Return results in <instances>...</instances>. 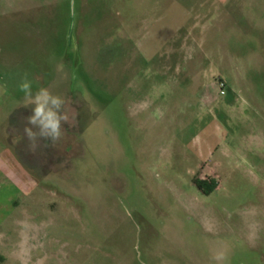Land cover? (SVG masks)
<instances>
[{
  "label": "rangeland",
  "instance_id": "rangeland-1",
  "mask_svg": "<svg viewBox=\"0 0 264 264\" xmlns=\"http://www.w3.org/2000/svg\"><path fill=\"white\" fill-rule=\"evenodd\" d=\"M25 74L78 114L35 151ZM9 150L0 264H264V0H0Z\"/></svg>",
  "mask_w": 264,
  "mask_h": 264
},
{
  "label": "clouds",
  "instance_id": "clouds-1",
  "mask_svg": "<svg viewBox=\"0 0 264 264\" xmlns=\"http://www.w3.org/2000/svg\"><path fill=\"white\" fill-rule=\"evenodd\" d=\"M18 88L24 93L20 106H33L32 114L26 118L27 124L32 127L24 128V133L29 141V149L36 150L38 138L51 140L53 145L63 139L65 131L62 125L74 126L78 115L72 107V102L68 98L55 94L49 87L41 86L34 92L32 82L28 79L27 74L19 83ZM34 128L38 130L34 131ZM215 259L219 261L222 256L218 255Z\"/></svg>",
  "mask_w": 264,
  "mask_h": 264
},
{
  "label": "crops",
  "instance_id": "crops-1",
  "mask_svg": "<svg viewBox=\"0 0 264 264\" xmlns=\"http://www.w3.org/2000/svg\"><path fill=\"white\" fill-rule=\"evenodd\" d=\"M10 150L8 151L9 156L7 158H5V159L0 158V170L3 171L4 174L6 173V175L11 176L12 180H10V181H11L12 185L14 186L15 184H17V185L19 184L20 179H18V178H19V172H20V163H19L18 156H15L14 153H11L12 151L10 152ZM9 161L10 162H16V166H14V163H13V165L9 166V164H10ZM24 172L28 175V173L25 170H24ZM2 182H1L0 186L2 185Z\"/></svg>",
  "mask_w": 264,
  "mask_h": 264
},
{
  "label": "built area",
  "instance_id": "built-area-1",
  "mask_svg": "<svg viewBox=\"0 0 264 264\" xmlns=\"http://www.w3.org/2000/svg\"><path fill=\"white\" fill-rule=\"evenodd\" d=\"M220 83H221V86H222L221 93H225L226 92V83L223 80H221Z\"/></svg>",
  "mask_w": 264,
  "mask_h": 264
}]
</instances>
